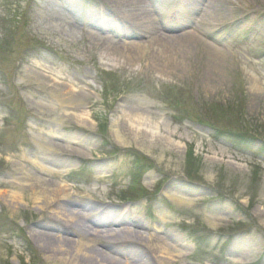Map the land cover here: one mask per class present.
Returning <instances> with one entry per match:
<instances>
[{
	"label": "rangeland",
	"instance_id": "1",
	"mask_svg": "<svg viewBox=\"0 0 264 264\" xmlns=\"http://www.w3.org/2000/svg\"><path fill=\"white\" fill-rule=\"evenodd\" d=\"M187 7L194 21L167 34L200 40L181 49L187 63L161 72L138 60L143 49L134 63L110 57L109 32L89 27L91 17L102 25L104 14L139 13L137 3L0 0V183L15 182L16 166L35 174V161L58 172L41 176L68 184L74 200L110 205L115 218L124 210L145 235L164 238L176 256L166 264H264V0ZM114 39L149 43L122 32ZM83 112L86 124L72 115ZM51 134L83 156L51 157L41 148ZM41 217L32 203L15 208L0 197V264H69L32 236ZM97 245L111 252L103 239Z\"/></svg>",
	"mask_w": 264,
	"mask_h": 264
},
{
	"label": "bare ground",
	"instance_id": "2",
	"mask_svg": "<svg viewBox=\"0 0 264 264\" xmlns=\"http://www.w3.org/2000/svg\"><path fill=\"white\" fill-rule=\"evenodd\" d=\"M158 1L165 2L164 4L167 3V0ZM125 2L129 4L137 3L140 6L139 13H129L131 25L127 29L120 28L113 23L102 26L94 18L91 17L89 19V27L91 29L109 32L107 41H109L108 44L110 45L108 47L110 57L121 56L128 59L129 63H134L136 51L143 49L138 56V60L146 61L149 58L151 66L161 72H166L167 70L175 71L182 64L187 63L181 49L185 47L186 50H190L196 42H199L200 38L195 32L188 33L185 31L183 35L179 36H170L167 32L174 33L186 30L194 21V14L191 9H188L187 13L186 10L181 11L180 17L172 20L168 17L166 18L161 7L153 11L147 6H143L142 0H119L121 4ZM185 14L188 16L187 19L183 17ZM129 17L127 16L126 19ZM120 32L127 37H147L149 43L135 41L127 45L124 44L126 46H118L119 42L114 37L120 35ZM94 35L96 36V34ZM96 37L99 38L100 36ZM215 38L220 40L218 35H215ZM58 95L61 100L63 94L59 91ZM72 115L83 124H86L84 120L89 118V115L85 112L81 114L72 113ZM131 116L134 118L139 116L140 118L138 113H133ZM154 134L155 132L152 131V138H155ZM118 137L121 138L122 136L118 134ZM45 139L41 148L45 149L51 157L55 156L52 153L54 151L57 153H77L80 157L83 156V150L76 147L70 146V148H67L62 144H52L51 140L54 142V139L56 141L62 139V134L46 135ZM73 139L80 141L82 136L77 135ZM76 144L78 145V143ZM60 161L66 162L65 160ZM30 162L36 173H32L27 168L16 166L17 169L13 172L15 182L0 183V187H7L6 190H0V197L4 198L5 201L15 208H18L21 204L32 203L41 212V223L37 224L39 230L33 232L32 236L41 237L45 245V251L49 254L50 259L59 258L69 264H147L145 262L146 257H151L156 264L174 262L176 256L171 251L170 245L160 236L145 235L141 230L145 229L146 226L141 221L132 218L128 213L124 215V210L115 218V216L111 215L114 210L110 208V205L103 207H97L96 205L95 207L92 203L74 200L68 184L54 183L41 176L49 175L55 177L59 175L58 172H53L35 161ZM59 167H62V165ZM67 168L64 167L63 170ZM26 192H30V196H27ZM46 211L49 212L47 215L45 214ZM107 212L109 214H107L106 218L94 220L92 217V215L99 214L100 216ZM62 231L64 233H74L78 236V239L68 237ZM126 234L129 236L124 237ZM98 239H103L105 246L111 248V252L99 248L97 245ZM170 239L176 243V245L171 247L181 246L180 239L175 235L171 236ZM140 244H146V246L141 245V247L146 249L143 250L137 246ZM120 258H123L124 263L121 262ZM85 260L89 261L85 262Z\"/></svg>",
	"mask_w": 264,
	"mask_h": 264
}]
</instances>
